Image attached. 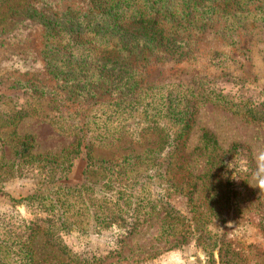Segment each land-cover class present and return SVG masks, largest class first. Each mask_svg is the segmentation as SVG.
Returning a JSON list of instances; mask_svg holds the SVG:
<instances>
[{
	"label": "rangeland",
	"instance_id": "rangeland-1",
	"mask_svg": "<svg viewBox=\"0 0 264 264\" xmlns=\"http://www.w3.org/2000/svg\"><path fill=\"white\" fill-rule=\"evenodd\" d=\"M12 1L18 12L21 0ZM33 2L43 9L48 5V0ZM10 7H3L0 17V240L11 241L18 233L29 234L22 225L27 226L35 218L32 211L43 217L42 210H52L54 206L70 211L66 226L73 220L76 225L89 222L94 226L95 218L91 216L88 221L76 214L85 197L73 196L72 189H68L78 188L84 181L88 166L85 149L77 150L75 137L61 134L50 122L12 115L23 103L24 95L23 90L11 85L28 79L27 71L34 74L41 68L39 60H22L32 46L24 41V35L30 31L37 34L41 26L23 15L9 24L13 14ZM254 21L252 17L250 22ZM245 43L242 49L218 46L221 54L214 56L211 66L204 58L177 66L185 70L186 78L202 76V90L208 95L196 105L192 128L180 150L175 143L166 142V134L140 141L124 137L114 147L93 148V160H119L140 153L158 162L160 176L133 187L137 197L140 195L138 201L143 198L140 206L152 208V215L138 221L134 235L118 244L115 230L87 231L88 235H82L67 231L61 220L55 219L64 245L78 257L76 262L63 253L64 245L54 238L48 241L41 230L33 241L17 243L15 248L16 244L9 247L0 243L5 247L3 264H264V194L249 184L255 182L253 152L264 150V41L255 35ZM36 45L39 51L41 45ZM41 107L36 108L40 111ZM138 120L140 126L161 121L170 131L177 127L171 114L142 113ZM21 143L28 148L19 152L26 155L22 160L20 154L16 155ZM235 158V175L241 177L238 180L232 179L235 169L227 168ZM241 162L247 163V173L239 171ZM180 164L182 171L173 177L171 169ZM147 168L146 163H141L131 178L137 176L142 182L140 176L148 175ZM98 173H91V179H100ZM53 182L65 187L51 196L50 202L45 199L40 205L30 200L41 189L52 191ZM209 182L217 184L215 192L207 190ZM149 197L154 204L146 203ZM167 227L169 230H165ZM202 227L209 232L202 234ZM205 243L213 248L207 250Z\"/></svg>",
	"mask_w": 264,
	"mask_h": 264
},
{
	"label": "trees",
	"instance_id": "trees-1",
	"mask_svg": "<svg viewBox=\"0 0 264 264\" xmlns=\"http://www.w3.org/2000/svg\"><path fill=\"white\" fill-rule=\"evenodd\" d=\"M0 2V17L3 7L11 5L9 24L23 15L41 26L37 34L30 31L24 35V41L32 46L28 57L22 60H39L41 68L34 74L27 71L28 79L11 85L23 90L24 95L23 103L12 115L50 122L61 134L75 137L77 150L85 149L88 166L84 181L78 188L68 189H72L73 196L85 197L76 214L88 221L92 216L97 222L94 226L89 222L76 225L73 220L66 226L70 211L64 206L42 210L43 217H37L33 210L35 218L27 226L22 225L30 233H18L11 241L1 239L0 243L9 247L16 244L15 248L17 243H30L42 230L48 241L54 238L64 245L61 230L54 223L57 219L67 231L82 235H88L87 231L115 230L117 243L122 244L126 237L135 234L139 220L152 215L151 207L140 206L143 198L138 201L140 195L137 197L133 187L160 176L158 162L147 160V155L140 153L119 160H93V148L114 147L124 137L140 141L166 134V142L175 143L174 147L180 150L192 128L196 105L208 95L202 90V76L186 78L185 70L177 66L196 63L201 58L211 66L214 56L221 54L218 46L242 49L246 40L255 35L264 41V0H48L45 9L38 8L33 0H21L20 14L12 0ZM252 17L255 21L251 23ZM37 43L41 45L39 51L35 50ZM202 46L206 48L203 50ZM38 105H42L40 111ZM151 112L171 114L177 127L170 131L167 123L161 121L140 126L138 117ZM20 146L16 155L20 154L22 160L26 155L19 152L28 148L23 143ZM141 163L147 164L149 172L140 176L142 182L137 176L131 178ZM179 168L181 164L171 169L173 177L182 171ZM94 172H99L100 179H91ZM53 185L52 191L41 189L30 200L40 205L45 199L50 202L51 196L65 187L54 182ZM217 187L216 183H207L211 193ZM45 193L49 196L45 197ZM210 196L213 198L214 194ZM146 203L154 204L150 197ZM206 231L202 227V234ZM1 244L3 264L5 247ZM205 246L207 250L213 248L211 244ZM61 250L72 262L78 260L67 246Z\"/></svg>",
	"mask_w": 264,
	"mask_h": 264
},
{
	"label": "clouds",
	"instance_id": "clouds-1",
	"mask_svg": "<svg viewBox=\"0 0 264 264\" xmlns=\"http://www.w3.org/2000/svg\"><path fill=\"white\" fill-rule=\"evenodd\" d=\"M253 160L255 162V170L252 172V176L254 179V183H250V186L254 187V188H259L261 193L264 194V150H260V151H254L253 152ZM236 161V158L232 161L229 162L227 164V168L228 169H235L232 179L233 180H238L241 177H238L237 175H235V173L237 172V168L234 167V162ZM239 171L241 173H247L249 171L248 167H247V163L246 162H241ZM225 177L227 178V173L224 174Z\"/></svg>",
	"mask_w": 264,
	"mask_h": 264
}]
</instances>
